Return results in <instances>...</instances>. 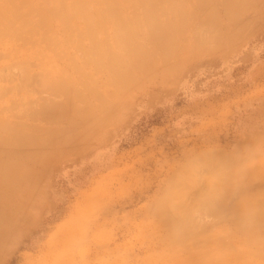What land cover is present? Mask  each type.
Returning a JSON list of instances; mask_svg holds the SVG:
<instances>
[{"label": "rangeland", "instance_id": "1", "mask_svg": "<svg viewBox=\"0 0 264 264\" xmlns=\"http://www.w3.org/2000/svg\"><path fill=\"white\" fill-rule=\"evenodd\" d=\"M95 1L89 15L64 12V24L47 13L52 27L29 34L38 44L27 45L24 66L0 46V167L23 161L35 186L28 207L39 209L1 263L232 264L250 255L262 264L264 136L231 144L233 107L245 99L228 97L237 77L264 75V0ZM189 78L227 100L189 106ZM136 117L141 163L102 170L83 205L44 226L57 165L102 159Z\"/></svg>", "mask_w": 264, "mask_h": 264}, {"label": "crops", "instance_id": "2", "mask_svg": "<svg viewBox=\"0 0 264 264\" xmlns=\"http://www.w3.org/2000/svg\"><path fill=\"white\" fill-rule=\"evenodd\" d=\"M238 78L235 87L233 86L236 93L234 94V91L231 90L228 97L229 103L230 100L238 99V97L245 99L243 103H239L237 100L233 107V114L236 117L232 122L233 129L231 128L232 131H230V139L231 144L235 146L246 137L259 136V134L264 136V75H246ZM196 82L189 78L183 92V97L189 106L192 104L201 109L205 105L204 101L208 100L212 101L215 110L221 108L227 97L222 93L220 87H215L211 94L207 85L196 87L194 85ZM140 121L141 118L136 117L132 126L119 134V142L117 141L115 146L110 147L102 159L84 157L75 161L63 160L57 165L52 183L53 187L49 192L46 206L48 212H53L50 215L52 223L47 219L44 226L57 225L66 219L61 212H70L76 210L78 204L79 206L83 205L84 196L97 188L100 181L99 172L102 170H109V173L112 174L118 168L124 169L127 164L141 163ZM240 127H245V130H240ZM243 136L245 138H242ZM139 169L141 171L140 167ZM121 178L124 180V173ZM140 200L141 193L134 192L132 202L134 208L135 203L139 204ZM128 205L130 206L129 203ZM126 208L127 203H124L121 209L126 210ZM59 212L60 214H58ZM54 217L60 219L53 221Z\"/></svg>", "mask_w": 264, "mask_h": 264}, {"label": "bare ground", "instance_id": "3", "mask_svg": "<svg viewBox=\"0 0 264 264\" xmlns=\"http://www.w3.org/2000/svg\"><path fill=\"white\" fill-rule=\"evenodd\" d=\"M69 0H0V46L3 47L4 53L3 56H5V59L9 62L14 63L17 65L24 66V64L21 62H26V56H25V49L27 45L30 43V47L33 45L35 46L37 43V40H32L30 37L32 34L36 33L38 34V31H40L41 28L45 27L47 29L46 32H48V29L52 27V22L50 19H52L53 15L57 14V16H60L63 14V17H65V14H88L92 10L91 7H89L88 1L89 0H72L75 2H78V4H69L66 5V2ZM95 1V0H92ZM111 1V0H110ZM148 1V0H147ZM65 2V3H64ZM82 2V3H79ZM96 2V1H95ZM151 2V1H150ZM85 3V4H84ZM87 3V4H86ZM145 3V2H144ZM147 3V2H146ZM145 3V4H146ZM66 6H65V5ZM97 4V3H96ZM100 4V3H99ZM118 5V4H117ZM124 6V5H123ZM132 6V5H131ZM148 6V5H147ZM66 7V8H65ZM99 7V6H98ZM119 7V5H118ZM152 7V6H151ZM97 8V7H96ZM126 8V7H125ZM104 9V10H103ZM112 9V8H110ZM127 9V8H126ZM125 9V10H126ZM93 9L92 11H94ZM106 11V8H98L96 11ZM113 10H115L113 8ZM111 10V11H113ZM119 10V9H117ZM124 10V11H125ZM146 10H149L146 8ZM89 11V12H88ZM95 11V12H96ZM102 11V12H103ZM63 12V13H62ZM123 12V11H122ZM143 12V11H142ZM148 12V11H145ZM154 12V11H152ZM47 13H53V15H50V22L47 20ZM66 16H69L67 15ZM97 14V13H96ZM100 14V13H99ZM121 14V13H120ZM46 15V16H45ZM93 15V14H92ZM111 15V14H109ZM149 16V15H148ZM152 16V15H151ZM47 17V18H46ZM73 17V16H72ZM91 17V15L89 16ZM94 17V16H93ZM104 17V16H103ZM102 17V18H103ZM46 18V19H45ZM59 18V17H57ZM61 18V17H60ZM69 18V17H68ZM74 18V17H73ZM72 18V20H73ZM79 18V17H78ZM98 18V17H97ZM44 19V20H43ZM66 17L64 18V23L66 20ZM43 20V23L42 21ZM98 20V19H97ZM150 20V19H149ZM82 20H80L81 22ZM87 21V20H86ZM152 21V20H151ZM150 21V22H151ZM71 22V21H70ZM50 23V25H48ZM99 23V21H98ZM107 23V22H106ZM62 24V25H63ZM119 24V23H118ZM46 25V26H44ZM69 25V24H68ZM74 25V24H73ZM85 25V24H84ZM97 25V24H96ZM100 27L101 24H99ZM114 25V24H113ZM149 25V24H148ZM48 26H50L48 28ZM71 26V23L69 25ZM76 26V25H75ZM90 26V25H89ZM94 26V25H93ZM112 26V25H111ZM119 26V25H118ZM67 27L66 25L62 26ZM77 27V26H76ZM75 27V28H76ZM85 27V26H84ZM103 27L104 24H103ZM113 27V26H112ZM115 27V26H114ZM152 27V26H151ZM119 28V27H118ZM150 28V27H149ZM51 29V28H50ZM49 29V31H50ZM74 29V28H73ZM104 29V28H103ZM136 29V28H135ZM96 30V29H95ZM61 31V30H60ZM32 32V33H31ZM30 34V36H29ZM44 34V32H43ZM47 35V33H45ZM99 35V34H98ZM49 37V36H48ZM101 38V36L99 37ZM98 38V39H99ZM70 39V38H69ZM68 39V40H69ZM100 40V39H99ZM104 41V40H103ZM106 41V40H105ZM104 41V42H105ZM43 42V41H42ZM107 42V41H106ZM34 43V44H33ZM101 43V42H100ZM103 43V42H102ZM51 45L47 42V45ZM57 44V43H54ZM54 46V45H53ZM47 47V46H46ZM29 48V47H28ZM30 50V49H29ZM33 50V49H32ZM31 50V51H32ZM2 51H0L1 53ZM102 52V51H101ZM108 52V51H107ZM111 52V51H110ZM32 54H35L33 51ZM40 53V52H39ZM104 53V52H102ZM112 53V52H111ZM27 55V54H26ZM46 55V54H45ZM0 56H2L0 54ZM33 57V56H32ZM4 58V57H3ZM30 58V57H29ZM28 58V60H29ZM34 59V58H33ZM43 59V58H41ZM26 60V61H25ZM28 61L27 63H29ZM32 62V61H31ZM34 63V62H33ZM42 63V62H41ZM10 65V64H9ZM8 65V66H9ZM33 65V64H32ZM38 65V64H37ZM36 65V66H37ZM29 66V65H27ZM4 67V66H3ZM6 67V66H5ZM12 67V66H11ZM10 67V68H11ZM31 67V65H30ZM34 67V66H33ZM15 68V67H14ZM2 71V66L0 67ZM18 69V68H17ZM42 69V68H41ZM4 70V69H3ZM16 70V69H15ZM22 70V69H21ZM6 71V69H5ZM4 71V72H5ZM14 71V70H12ZM23 71V70H22ZM21 71V74H22ZM3 72V71H2ZM23 79L27 77V74L30 73V70L28 72V69H24ZM39 72V71H38ZM19 73V72H18ZM17 73V74H18ZM27 73V74H26ZM35 73V72H34ZM42 74V72H40ZM32 74V73H31ZM5 75V74H4ZM14 75V74H13ZM36 75V74H33ZM7 76V75H6ZM16 76V75H15ZM14 76V77H15ZM19 76V75H18ZM38 76V75H37ZM12 77V76H11ZM35 77V76H34ZM1 78V77H0ZM38 78V77H37ZM48 78V77H47ZM6 79V78H5ZM16 79V77H15ZM31 79V78H30ZM29 79V80H30ZM1 80V79H0ZM17 80V79H16ZM6 81V80H5ZM10 81V80H9ZM14 81V79H13ZM32 81V80H31ZM30 81V82H31ZM35 81V80H34ZM2 82V81H1ZM12 82V81H11ZM22 82V81H21ZM33 82V81H32ZM17 83V82H16ZM24 83V82H23ZM6 84V82H5ZM10 84V83H9ZM33 84V83H32ZM39 85V84H38ZM4 86V85H3ZM2 86V87H3ZM9 86V85H8ZM11 86V85H10ZM21 86V84H20ZM29 87V86H28ZM32 87V86H31ZM37 87V85H36ZM6 88V87H5ZM16 88V87H14ZM23 88V87H22ZM42 88V87H41ZM18 89V88H17ZM46 89V88H45ZM48 89V88H47ZM51 89V88H50ZM49 89V90H50ZM14 90V89H13ZM3 91V90H2ZM15 91V90H14ZM20 91V90H19ZM33 91V90H32ZM46 91V90H45ZM52 91V90H51ZM6 92V91H5ZM34 92V91H33ZM44 92V91H43ZM10 93V90H9ZM17 93V92H16ZM24 93V92H23ZM37 93V92H36ZM1 94V93H0ZM6 94V93H5ZM19 94V93H18ZM8 95V93H7ZM17 95V94H16ZM8 97V96H7ZM21 105V102H19ZM15 108V107H14ZM6 124V123H5ZM21 124V123H19ZM3 126L4 123H3ZM10 126V125H7ZM30 151V150H29ZM31 152V151H30ZM24 153H26V150H24ZM44 159V158H43ZM14 166V172L11 170L9 171V164L7 165L6 162H4L0 167V264L1 262V256L7 252L9 249V246L12 242V239L16 240V237L21 232V227H23V224L26 220V218L30 217L31 221L37 217L35 216L36 213L39 214L38 206L35 208V205L28 207L29 199L27 198V192L29 193V188H31L32 180L28 177V171L24 172V169L20 166H22L23 161L21 162H15ZM28 170V169H27ZM32 181V182H31ZM33 187V186H32ZM35 186L33 187L34 191ZM29 200L27 202V199ZM36 200V199H35ZM32 204L33 201H31ZM29 208V210H27ZM38 210V212H34L35 210ZM28 212V213H27ZM228 219V217H227ZM24 236V234L22 235ZM13 243V242H12ZM12 245V244H11ZM9 254V253H8ZM255 259L251 258L250 255L248 256H236L234 259L233 255V262L232 264H255ZM4 263V262H3ZM264 264V262L262 263Z\"/></svg>", "mask_w": 264, "mask_h": 264}]
</instances>
